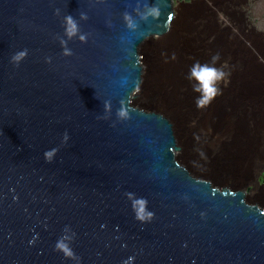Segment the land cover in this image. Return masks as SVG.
Masks as SVG:
<instances>
[{"label":"water","instance_id":"obj_1","mask_svg":"<svg viewBox=\"0 0 264 264\" xmlns=\"http://www.w3.org/2000/svg\"><path fill=\"white\" fill-rule=\"evenodd\" d=\"M148 3L157 17L128 30L123 14ZM80 12L88 41L64 57L61 20ZM174 18L173 0H0V264H74L55 250L66 225L80 264H264V206L193 176L170 121L132 104L138 49ZM126 193L151 220L135 218Z\"/></svg>","mask_w":264,"mask_h":264},{"label":"rangeland","instance_id":"obj_2","mask_svg":"<svg viewBox=\"0 0 264 264\" xmlns=\"http://www.w3.org/2000/svg\"><path fill=\"white\" fill-rule=\"evenodd\" d=\"M228 2L174 0L175 18L165 40L153 37L138 49L142 84L132 104L170 121L180 149L176 159L193 176L218 188L242 189L251 181L239 172L248 166L264 171V127L256 130V117L264 112V0H247L249 10L240 6L247 13L238 24L228 16ZM217 3L227 7L218 10ZM217 53L215 66L228 74L219 83L221 94L197 107L188 74L196 62L212 64ZM208 107L215 121L211 131ZM247 200L264 206V187L254 186Z\"/></svg>","mask_w":264,"mask_h":264},{"label":"clouds","instance_id":"obj_3","mask_svg":"<svg viewBox=\"0 0 264 264\" xmlns=\"http://www.w3.org/2000/svg\"><path fill=\"white\" fill-rule=\"evenodd\" d=\"M174 1V0H173ZM104 0H97V3H103ZM159 9L148 3L144 6L137 5L132 13L125 12L122 16V20L128 30H134L137 26V19L140 21L147 20L149 18H156ZM54 16L59 17L61 15L60 10L56 9L53 12ZM88 20V15L85 12H80L79 17L73 18L70 15H64L61 20V26L63 29L62 35L57 37L59 46L61 48V55L64 57H70L73 55L72 49L68 47V43L73 39L79 41L81 44L86 43L89 38V34L84 33L80 29V23ZM110 26V21L106 22ZM27 50H20L14 53L10 57V63L14 66L19 64L26 58ZM219 60V54L217 53L212 57V64H201L196 62L188 74V79L194 81L192 90L199 95L196 97L197 107H204L207 105L216 95L221 94L219 83L225 80L228 75L223 68L215 66V62ZM52 58L46 57L45 63L51 64ZM111 114L110 101L103 102V115H99L98 119L107 120ZM115 116L119 120L127 118V113L120 109L115 113ZM68 139L65 134L64 140ZM55 154V150H50L44 153V158L47 161H51ZM127 198L131 201L134 210L135 218L140 222L151 220L153 213L147 208V201L144 198H134V194L126 193ZM75 238V233L71 230L70 226H65L62 236L57 240L55 244V250L59 251L64 257L71 259L74 264H80V258L77 257L72 248L71 242Z\"/></svg>","mask_w":264,"mask_h":264},{"label":"flooded vegetation","instance_id":"obj_4","mask_svg":"<svg viewBox=\"0 0 264 264\" xmlns=\"http://www.w3.org/2000/svg\"><path fill=\"white\" fill-rule=\"evenodd\" d=\"M215 1H219V0H213V2ZM185 3L186 2H184V4ZM246 3H247V0H229L228 2L230 6L228 16L230 17L231 20H233L237 24L242 23L246 19L245 17H246L247 12H245V10L244 12H242L240 9V6H244L246 8V5H247ZM216 5H217L216 9L218 10L220 9V7H223V6L227 7L225 4L223 5L221 3L220 4L217 3ZM260 116L261 118L260 117H256V118H257V121L261 120V129H262V127H264V123H263L264 113H262ZM236 169L238 170V166L236 167ZM239 173H238L239 177L242 176L245 180L251 181L250 187L242 188L239 190H243L245 193L246 201L248 203H252V202H249L247 199L251 195V191L254 186L264 187V171H259L258 169L254 170L253 167L248 166L246 170H244L243 172H239Z\"/></svg>","mask_w":264,"mask_h":264},{"label":"bare ground","instance_id":"obj_5","mask_svg":"<svg viewBox=\"0 0 264 264\" xmlns=\"http://www.w3.org/2000/svg\"><path fill=\"white\" fill-rule=\"evenodd\" d=\"M173 21H174V20H173ZM172 23H173V22H172ZM172 23H171V25H172ZM171 25H170V27H171ZM169 30H170V28H169ZM168 32H169V31H168ZM166 34H167V33H166ZM166 34H165V35H166ZM169 34H170V33H169ZM165 37H166V36L163 35V37H161L160 40H163V41H164V40H165ZM141 77H142V71H141ZM151 78H152V77H151ZM146 81H147V80L145 79L144 82H146ZM159 83H160L159 80L155 82V84H157V87H158V88H160V87H159ZM140 84H142V80H141V83H140ZM140 86H141V85H139V87L136 89V91H135V93H134V95H135L136 98H137L136 93H137V91L139 90ZM138 95H139L140 97H143V93H142L141 91H140V93H139ZM166 95H167V93H166ZM173 95H174V93H172V96H173ZM198 95H199V93H197V96H198ZM166 97L169 99L168 95H167ZM164 98H165V97H164ZM175 98H176V97H175ZM175 98H174V99H175ZM171 99H172V98H171ZM134 100H135V99H134ZM174 101H175V100H174ZM172 102H173V101H172ZM206 112H207V117H206L207 122H206V121H205V122L208 124V126H207L208 131H211V130H213L211 127H212V125H213L214 122H215L214 119H213V117H212V115H213V108H212V107H208V109H207ZM259 112H261V111L259 110ZM262 113H264V112H261L260 114H258L257 117H260V118H261L260 115H261ZM206 123H205V124H206ZM228 123H229V122H228ZM230 125H231V124H229V127H230ZM232 125H233V124H232ZM204 126H205V125H204ZM204 126H203V127H204ZM205 127H206V126H205ZM213 127H214V126H213ZM227 127H228V126H227ZM204 130H205V128H204ZM256 130H261V120H258V121H257V124H256ZM224 134H225V133H224ZM222 135H223V134H222ZM227 135H228V134H227ZM225 136H226V134H225ZM174 137H175V134H174ZM230 137H231V136H230ZM175 140H176V138H175ZM217 144H218V143H217ZM256 144H257V143L255 142V145H256ZM176 145H177V144H176ZM218 145H219V144H218ZM218 145H217V146H218ZM211 148H212L213 150H215V149H216V146L212 145ZM178 152H179V151H178Z\"/></svg>","mask_w":264,"mask_h":264}]
</instances>
